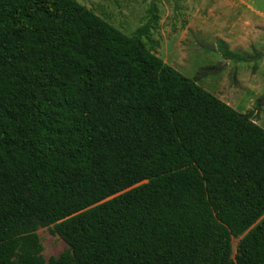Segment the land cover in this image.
Here are the masks:
<instances>
[{"label":"trees","instance_id":"trees-1","mask_svg":"<svg viewBox=\"0 0 264 264\" xmlns=\"http://www.w3.org/2000/svg\"><path fill=\"white\" fill-rule=\"evenodd\" d=\"M150 28L0 0V264H264L263 101L234 109L198 83L221 66L185 76Z\"/></svg>","mask_w":264,"mask_h":264},{"label":"rangeland","instance_id":"rangeland-1","mask_svg":"<svg viewBox=\"0 0 264 264\" xmlns=\"http://www.w3.org/2000/svg\"><path fill=\"white\" fill-rule=\"evenodd\" d=\"M77 1L128 35L150 23L156 54L187 77L221 66L198 83L240 112L262 100L255 116L264 127V0ZM37 233L46 260L68 248L53 225ZM240 238H231L233 256Z\"/></svg>","mask_w":264,"mask_h":264}]
</instances>
